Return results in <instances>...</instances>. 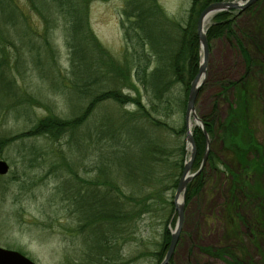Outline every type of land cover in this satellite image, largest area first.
<instances>
[{
    "label": "rangeland",
    "instance_id": "1",
    "mask_svg": "<svg viewBox=\"0 0 264 264\" xmlns=\"http://www.w3.org/2000/svg\"><path fill=\"white\" fill-rule=\"evenodd\" d=\"M146 2L154 3L162 14L147 21L155 24L161 38H173L177 26L184 25L189 1L145 0L144 6ZM123 8L124 0L90 3L88 29L106 53L99 54L91 43L81 40L79 46L85 56L72 65L66 45L70 18H63L61 11L46 1L0 0V76L11 82L9 89L0 85V140L26 133L49 116L73 119L92 98L107 90L118 91L125 97L138 96L148 108L146 92L133 78L140 50L137 45L133 48L126 44L123 37L120 24ZM245 10H233L231 37L223 36L210 44L202 91L195 101L194 113L201 122L212 116L220 119L228 108L231 99L220 95L221 84L246 80V75L252 80L248 85L251 89L257 82L250 73L257 72L256 65L261 61L256 58L254 46L264 45V2L247 13ZM212 18L204 24V30ZM170 41L167 44L173 45ZM237 41L251 55L254 65L248 74ZM150 52H146L148 62L144 60L148 71L158 62ZM202 58L199 47V64ZM163 62L161 59L159 65ZM256 95L260 105L252 107L249 125L264 156V98L261 101ZM134 110L130 104L120 107L103 101L82 125L58 140L23 137L2 147L0 161L6 163L8 172L0 176V248L19 252L34 264H156L154 253L159 247L165 220L169 219L166 227L170 233L175 227L174 208L171 213L170 206L165 204L159 210L160 217L145 215L130 223L126 232L120 219V226L119 222L107 219L117 202L111 193L113 186L117 184L120 188L117 205L123 207L127 181L118 169L120 163L106 156L104 132L110 126L118 129L124 123L123 115ZM181 118L184 121V114L177 113L175 119L181 121ZM192 122L191 118V125ZM184 144L185 163L190 146L186 140ZM212 145L219 169L204 171L201 190L184 208L172 264H225L203 250L226 247V238H232V234L226 235L221 224L223 206L235 192L224 164L235 171L237 168L218 142ZM133 161L134 158L130 162ZM194 172L192 167L190 173ZM73 174L81 180L99 179L106 183L85 189L89 208L86 204L83 213L75 212L71 187L68 188L78 182ZM257 181L264 190V178ZM127 188V194L134 198V187L129 183ZM174 194L175 190L166 192V201L172 203ZM96 195L102 196L99 204L94 202L99 198ZM257 197L259 200L253 201L252 209L260 202L264 204L261 193ZM235 233L238 235L232 248L235 257L243 264H264V241L259 239L262 241L259 243L251 232L237 226Z\"/></svg>",
    "mask_w": 264,
    "mask_h": 264
},
{
    "label": "trees",
    "instance_id": "2",
    "mask_svg": "<svg viewBox=\"0 0 264 264\" xmlns=\"http://www.w3.org/2000/svg\"><path fill=\"white\" fill-rule=\"evenodd\" d=\"M40 1L52 3L61 11L63 18H70L66 45L69 49L72 65L85 56V52L81 51L79 46L81 40L91 43L93 48L99 50V54L106 53L88 29L87 8L90 3L100 0ZM188 1L189 8L184 25L182 27L177 26L178 31L173 34V38H161V33L155 24L153 26L151 21H147L148 19L151 20L150 17L152 16L156 19L162 15L158 7L154 3L148 2L144 6L145 0H124V8L121 12V29L126 44L131 45L133 48L137 45L140 50L139 53L143 52L141 55L137 52L136 60L138 62L133 69V78L146 92L148 108L142 105L138 96L135 98L125 97L121 96L118 91L107 90L92 98L77 117L70 120L58 119L56 116L43 118L26 133L0 140V150L16 139L23 137H44L58 140L65 133L71 132L82 125L90 117L97 104L103 101L113 102L120 107L128 104L133 105L135 110L130 114L125 113L123 115L124 123L122 126L118 129L110 126L104 132L107 138L106 156L111 161L116 160L120 163L118 169L124 174L125 181H127L126 195H123V207L117 205L120 188L117 184L113 186L111 193L116 196L117 202H114L115 204L112 206L114 213L111 209L107 219L108 221L119 222L118 226L124 222L126 232V228L130 223L141 219L143 216L145 217V215L160 217L159 210L165 204L170 206L172 213L173 204L167 202L164 195L168 191L176 190L183 163L187 156L184 144V121H182V118L181 121H178L175 117L177 113L184 114L189 87L199 69L197 19L207 6L230 0ZM263 2L264 0H257L244 13L255 7L257 8ZM31 5H34V2ZM34 9L37 8L34 6ZM233 12L224 11L212 18L211 23L205 30L208 50L211 42L223 36H232ZM259 25L257 24V27ZM2 39L7 40L6 38ZM169 41L173 42V45L167 44ZM237 47L246 63L248 74L254 65L252 64L251 55L242 47L241 42L237 41ZM150 50V54H154L153 56L157 58L158 62L152 70L150 69L151 71H148V63H144V60L148 62V53L146 52ZM254 51L257 60L264 61V45H255ZM143 57L145 58L143 59ZM161 59L162 62L164 61L163 65H159ZM261 61L256 65L257 72L250 73L257 81L254 83V88L251 89L248 86L252 80H248L247 75L244 77L246 80L220 85V95L231 99V101H229L228 108L220 119L217 116H212L206 120L202 119L204 133H206L209 143L207 163L200 174L187 184L185 192L184 205L187 206L203 186L204 171L209 169L215 172L219 169L216 151L212 147V144L218 142L223 151L230 155V158L232 157L231 159H233L232 161L237 168L235 171L232 166L224 164V171L234 182L232 192H235L231 193L230 198L223 206L221 224L226 230V235L228 233L232 234V238H226L228 240V246L226 247L206 248L203 251L208 256L224 261L225 264H243L232 252L238 237L235 233L236 226L243 228L247 233L251 232L252 237H256L258 242L259 239L264 241V204L260 202L252 209L253 201L259 200L257 193H261V196L264 197V190L257 181V178H264V156L262 155V147L254 141L249 125L253 114L252 107L254 109L257 105H260L259 97L256 94L260 96L261 101L264 98V65ZM124 70L121 73H124ZM147 71L149 73L146 74ZM0 85H4L8 89L11 88V82L5 81L3 76H0ZM255 90L256 92H254ZM201 91L202 88H200L199 94ZM202 132L198 127L192 128V138L195 145V157L192 167L196 171L205 154L206 143ZM114 141L117 142L116 146ZM132 158H134V161L131 163ZM102 168H104V165H102ZM73 176L76 177L78 182H74L73 185L67 183L68 188L71 187L70 192H72L71 198L75 205H73L75 212L83 213L85 205L89 201L85 189L92 185L93 188L100 185L104 186L106 183L94 178L92 181L81 180L78 179L76 174H73ZM65 180H68V178ZM247 180H251L250 183H247ZM129 183L135 189L136 196L134 198L131 194H127ZM257 185L259 186L255 187ZM96 196H99V198L97 197L94 202L102 201V196ZM96 196H93V198ZM103 196L106 199L105 192ZM119 219L122 222L118 221ZM168 221L169 219L164 222L161 241L154 253L156 264L162 261L169 245L170 232L166 227ZM170 258V264H172L173 255Z\"/></svg>",
    "mask_w": 264,
    "mask_h": 264
},
{
    "label": "water",
    "instance_id": "3",
    "mask_svg": "<svg viewBox=\"0 0 264 264\" xmlns=\"http://www.w3.org/2000/svg\"><path fill=\"white\" fill-rule=\"evenodd\" d=\"M257 0H244V1H233V2H220V3H214L209 6H207L199 15L197 19V25H196V34L199 42L200 51L203 53V58L199 64L198 72L195 76V78L191 81L188 96H187V102L184 112V125H185V140L187 141V144L190 146V154L187 162L183 164V169L181 176L178 180L175 194L173 196V208L175 215L177 217L175 227L173 231L170 233V241L168 248L164 254V257L162 261L159 264H170V257H172V254L174 252L175 246L178 241V236L182 227L183 222V212H184V196L186 192L187 184L192 181L196 176H198L201 172V170L204 167L206 157L208 154V137L206 133H204V127L201 120L196 116L195 112V101L197 98V95L200 91V88L204 81V72H205V63L206 58L208 54V46L205 36V30H204V23L208 18H212L214 15L224 12V11H230V10H238L243 11L247 9L249 6H251L253 3H255ZM193 120V125L190 124V119ZM198 127L200 128L204 134L205 137V154L203 157V160L198 168V170L194 173H190L192 163L195 157V145L192 138V128ZM8 172V166L5 162L0 161V176L6 175ZM0 264H34L32 261H30L28 258L20 254L19 252L7 250L0 248Z\"/></svg>",
    "mask_w": 264,
    "mask_h": 264
},
{
    "label": "bare ground",
    "instance_id": "4",
    "mask_svg": "<svg viewBox=\"0 0 264 264\" xmlns=\"http://www.w3.org/2000/svg\"><path fill=\"white\" fill-rule=\"evenodd\" d=\"M210 20V18H208L206 21H205V23L204 24H206L208 21Z\"/></svg>",
    "mask_w": 264,
    "mask_h": 264
}]
</instances>
